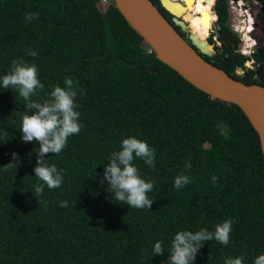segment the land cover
Wrapping results in <instances>:
<instances>
[{
    "label": "trees",
    "instance_id": "trees-1",
    "mask_svg": "<svg viewBox=\"0 0 264 264\" xmlns=\"http://www.w3.org/2000/svg\"><path fill=\"white\" fill-rule=\"evenodd\" d=\"M258 1L257 51L241 53L228 0H216L213 36L220 45L214 56L202 57L239 82L264 87V0ZM26 13L37 18L27 22ZM17 59L38 68L43 87L33 102L43 103L56 86L72 81L82 127L60 154L45 157L61 171L62 186H45L35 197L40 181L33 150L39 145L24 143L20 130L28 101L0 86V264H164L176 232L213 230L225 220L233 222L229 244L205 242L194 264H224L238 256L253 264L264 254L258 134L238 106L211 99L158 60L113 0L107 6L101 0H0V76ZM249 59L254 68L245 66ZM128 137L155 150V167L133 161L154 185L151 209L113 202L107 182L100 183L111 153ZM13 152L18 168L8 165ZM181 172L191 182L177 190L174 179ZM64 201L68 207L61 208ZM157 241L163 256H153Z\"/></svg>",
    "mask_w": 264,
    "mask_h": 264
},
{
    "label": "clouds",
    "instance_id": "clouds-1",
    "mask_svg": "<svg viewBox=\"0 0 264 264\" xmlns=\"http://www.w3.org/2000/svg\"><path fill=\"white\" fill-rule=\"evenodd\" d=\"M37 18L36 13H26L24 19L31 22ZM29 56L36 57L38 52L29 50ZM0 86L3 89H16L17 94L23 97L27 111H24L21 118L22 141L24 143L36 142L39 147L33 151L36 153L37 161L34 168L35 177L40 183L35 184V197H41L45 186L48 189L60 188L64 182L63 175L55 164L49 165L45 158L51 153L58 155L66 147L68 138L74 134L78 135L82 125L79 122L80 113L75 102V93L72 89V81H65V87L56 86L50 93V98L43 103L31 101V96L43 85L38 78V68L35 64H29L23 60H13L11 71L0 76ZM12 163L19 167V154L13 152ZM139 158L149 167H155V150L136 137H128L122 140L120 150L114 151L105 164L103 179L100 183L107 182L110 188V199L130 208L151 209L154 200L149 199L148 193L154 185L143 179L137 167L134 166V159ZM191 168V163H185V171ZM216 177H212L215 183ZM191 182L190 176L181 172L174 179L173 186L179 190ZM39 204L41 201L38 199ZM61 208L68 207V202L60 203ZM232 221L225 220L217 224L213 230L201 228L196 232L183 230L174 234L167 261L164 264H194L197 253L204 246L205 242L216 241L227 246L230 242ZM162 241L154 243L152 248L153 256L165 253ZM244 257H226L224 264H244ZM253 264H264V254L254 258Z\"/></svg>",
    "mask_w": 264,
    "mask_h": 264
},
{
    "label": "water",
    "instance_id": "water-1",
    "mask_svg": "<svg viewBox=\"0 0 264 264\" xmlns=\"http://www.w3.org/2000/svg\"><path fill=\"white\" fill-rule=\"evenodd\" d=\"M159 1L166 12L175 18H180L166 7L164 0ZM113 2L126 22L143 38L158 60L209 95L211 99L234 104L242 110L258 134L264 155V87L239 82L225 71L205 61L202 55L215 54L203 52L194 44L190 36V42H187V39L181 36L151 0H113ZM215 24L216 22L213 26L216 28L217 24ZM239 72L244 71L240 69Z\"/></svg>",
    "mask_w": 264,
    "mask_h": 264
},
{
    "label": "rangeland",
    "instance_id": "rangeland-1",
    "mask_svg": "<svg viewBox=\"0 0 264 264\" xmlns=\"http://www.w3.org/2000/svg\"><path fill=\"white\" fill-rule=\"evenodd\" d=\"M184 5H187L188 10L190 12L192 22L191 24L189 21L184 18L183 20L187 22V25H184V29L188 31L189 36L192 37V34L196 35L195 26L197 24H193L194 21H198L200 18V14L196 13V11L188 5L187 0H181ZM216 1V0H215ZM105 2H109V0H106ZM229 7H230V18H229V24L232 27L233 31L236 32L240 39V51L245 56H251L253 52L254 46L260 43L261 39V31L259 28V24L257 22L256 16L258 11L260 10V4L258 0H228ZM212 11L214 14V21L217 24V19L215 17L214 13V6L212 7ZM215 24V25H216ZM213 32H215V27L212 26L210 29V34L207 38V41L211 47V55L215 54V46L220 45L219 42H217V36H213ZM258 37V39L255 38ZM212 39L213 42L210 40ZM245 66L247 68H254L253 61L249 59V61L246 62ZM238 74H242L238 70Z\"/></svg>",
    "mask_w": 264,
    "mask_h": 264
},
{
    "label": "bare ground",
    "instance_id": "bare-ground-1",
    "mask_svg": "<svg viewBox=\"0 0 264 264\" xmlns=\"http://www.w3.org/2000/svg\"><path fill=\"white\" fill-rule=\"evenodd\" d=\"M166 7L171 10L176 17L186 18L189 23L193 21L188 10L187 5H184L181 0H164ZM189 6H191L196 12L200 14L198 21H194L196 35L194 34L193 42L196 44L203 52L210 53L211 47L205 38H208L210 34V29L212 28L214 21V14L212 7L215 4V0H187ZM178 19V18H177ZM185 20V19H184ZM178 24L183 25L182 22Z\"/></svg>",
    "mask_w": 264,
    "mask_h": 264
},
{
    "label": "flooded vegetation",
    "instance_id": "flooded-vegetation-1",
    "mask_svg": "<svg viewBox=\"0 0 264 264\" xmlns=\"http://www.w3.org/2000/svg\"><path fill=\"white\" fill-rule=\"evenodd\" d=\"M158 9L160 10L161 7V4H160V1H159V6H157ZM163 9V8H162ZM164 10V9H163ZM165 11V10H164ZM166 12V11H165ZM167 13V16L165 15L166 19L175 27V29L177 31H179L181 33V35L187 39V42H190V38H189V33L188 31H186L184 29V27L180 24H178V21L182 22L184 25H187V22H185L183 20V18H175L174 16H172L171 14H169L168 12ZM198 13V12H196ZM215 33V32H213ZM197 36V35H196ZM193 37H194V34H192V40H193ZM216 37V36H215ZM205 40H207V38H205ZM257 51V46L255 45L254 48H253V52L251 54V56Z\"/></svg>",
    "mask_w": 264,
    "mask_h": 264
},
{
    "label": "built area",
    "instance_id": "built-area-1",
    "mask_svg": "<svg viewBox=\"0 0 264 264\" xmlns=\"http://www.w3.org/2000/svg\"><path fill=\"white\" fill-rule=\"evenodd\" d=\"M106 0H101V5L102 6H107L111 0H109V2H105Z\"/></svg>",
    "mask_w": 264,
    "mask_h": 264
}]
</instances>
